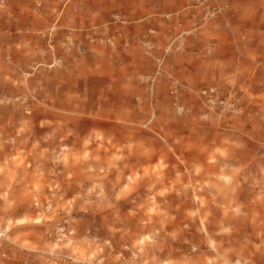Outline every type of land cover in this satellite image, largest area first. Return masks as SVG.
Instances as JSON below:
<instances>
[{
	"label": "crops",
	"instance_id": "0c3cea01",
	"mask_svg": "<svg viewBox=\"0 0 264 264\" xmlns=\"http://www.w3.org/2000/svg\"><path fill=\"white\" fill-rule=\"evenodd\" d=\"M194 2L8 0L0 5V82L38 94L44 123L75 132L76 124L88 123L84 137L93 138L99 125L129 131L144 126L151 104L158 109L157 135L169 133L185 150L250 156L233 158L219 179L202 181L208 192L203 198L221 206L223 227L235 231L231 219H264V0H222L229 6L225 17L213 19L186 39L183 51L169 56L166 71L175 81L162 76L152 94L139 76L154 74L163 47L198 21ZM147 39L155 45L151 55L145 53ZM209 86L236 96L243 112L229 120L207 119L190 91ZM173 88L181 104L195 110L166 126Z\"/></svg>",
	"mask_w": 264,
	"mask_h": 264
},
{
	"label": "rangeland",
	"instance_id": "374dc122",
	"mask_svg": "<svg viewBox=\"0 0 264 264\" xmlns=\"http://www.w3.org/2000/svg\"><path fill=\"white\" fill-rule=\"evenodd\" d=\"M154 74L139 82L149 88L141 77ZM200 90L190 92L202 114L229 120L202 108ZM177 94L187 112L173 98L166 126L195 110ZM41 108L38 94L0 82V264H264V219H231L237 230H228L221 206L203 198V179L250 156L185 150L169 133L157 135L151 104L146 125H99L93 138L83 136L88 123L76 132L44 123Z\"/></svg>",
	"mask_w": 264,
	"mask_h": 264
},
{
	"label": "built area",
	"instance_id": "2783aa9c",
	"mask_svg": "<svg viewBox=\"0 0 264 264\" xmlns=\"http://www.w3.org/2000/svg\"><path fill=\"white\" fill-rule=\"evenodd\" d=\"M194 5L199 9L198 21L193 24L192 29L182 30L178 35L170 40L163 47V54L157 59V70L153 76H143L141 77V82L149 86L150 89L154 88L156 81H158L164 74H166V64L169 56L175 52L183 51L185 48L186 39L189 36L197 35L202 28L207 26L209 22L217 17H225V14L229 10V6L222 3V0H195ZM170 17V16H168ZM226 25L229 26L228 22ZM181 27V25H180ZM56 28H53L55 31ZM151 34H156V31L151 30ZM111 42L110 39L107 40ZM67 42L73 45V39L70 35L67 36ZM145 53L151 55L155 45L151 40H146L144 42ZM58 65L61 64L60 60L56 62ZM169 79L175 81V78L172 74H169ZM171 95L174 96L175 106L179 113L187 112L178 102L177 88L171 90ZM198 97L201 103V106L204 110L216 115L219 118H228L239 114L241 108L238 105V99L233 94L223 95L217 87H209L199 91ZM20 98H16V101H19ZM10 100L3 99L2 102H9Z\"/></svg>",
	"mask_w": 264,
	"mask_h": 264
}]
</instances>
